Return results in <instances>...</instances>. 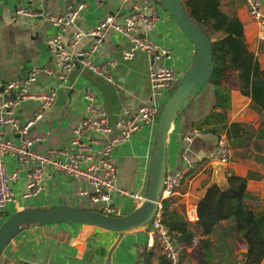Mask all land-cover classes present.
<instances>
[{
  "label": "crops",
  "instance_id": "1",
  "mask_svg": "<svg viewBox=\"0 0 264 264\" xmlns=\"http://www.w3.org/2000/svg\"><path fill=\"white\" fill-rule=\"evenodd\" d=\"M72 1H83L85 6L73 22L59 32L61 41L70 51L85 48L91 42L90 36L83 34L75 45H69L74 31L86 33L102 16L109 14L119 21L123 14V7L117 0H41L31 4L27 0H0V80H19L36 68L49 70V73L38 71L36 79L26 87L29 93L55 88L54 103L31 125L27 137L33 140L32 150L57 157L62 156L55 153V149L64 150L67 147L73 126L87 115L83 99L85 89L91 91L94 102L110 125L122 111H132L140 103L152 101L147 83L150 58L143 52H137L132 58L122 60L120 52L128 49L130 44L111 29L104 32L101 45L91 56V60L97 64L109 63L106 72L110 80L78 63L65 73L54 65L55 58L46 40L54 36L57 30L49 24L48 16L59 13L65 4ZM218 3L221 12L233 15L241 22L247 50L256 56L259 66L264 67V29L248 16L239 0H218ZM154 5L158 19L146 35L156 45L170 49L177 78H180L190 65L193 45L168 12L160 4L159 8L156 2ZM19 7H28L40 14L34 17L14 15V10ZM261 7L264 10V0H261ZM59 73L64 74L62 80L57 78ZM50 82H53V86H50ZM228 94L229 108L224 119L218 120L210 115L213 87L205 83L176 116L166 135L165 170L186 168L185 158L191 163L180 185L166 198L169 209L182 215L194 231L195 239L188 246H179V264H243L242 254L246 245L226 228L229 221L221 220L214 232L206 236L207 242H200L202 235L194 226L195 206L210 184L223 186L225 176L229 174L244 177L245 190L250 195L245 204L254 212L264 210V145L259 153L263 157L260 163L237 157L235 153L239 150L229 146L230 161L216 175L213 161L209 159L214 142L224 134L220 130L216 137L215 133L203 131L205 128L238 121L257 129L263 118V113L252 108L249 99L236 89H230ZM37 106L36 99L27 98L21 101L15 116L25 122L31 118ZM144 127L133 132L111 151L115 186L141 196L147 183L154 134L152 129ZM111 133H116L115 127L111 128ZM2 136L16 137L8 129L4 130ZM93 146L97 147V144ZM1 159L6 172H16L15 180L10 183L11 199L1 210V220L20 208L43 209L54 204L94 210L95 206L89 203L88 196L79 193L84 185L74 177L54 172L43 165L39 192L27 195L26 172L31 163L17 161L8 154L2 155ZM113 201L119 208L118 215L137 206L134 199L117 193L113 195ZM145 240L142 226L124 232L116 240L114 232L88 224H29L5 245L0 254V264L11 261L22 264H162L155 248H145ZM258 264H264V256Z\"/></svg>",
  "mask_w": 264,
  "mask_h": 264
},
{
  "label": "built area",
  "instance_id": "2",
  "mask_svg": "<svg viewBox=\"0 0 264 264\" xmlns=\"http://www.w3.org/2000/svg\"><path fill=\"white\" fill-rule=\"evenodd\" d=\"M41 0H27L28 4ZM123 7L122 17L115 21L109 14L102 16L93 24L86 33L74 31L69 38V45H75L83 34L91 38V42L85 48L70 51L61 41L59 32L73 22L79 12L84 8L83 1H72L64 5L62 11L48 16L49 24L57 30L54 36L47 38L46 43L51 55L54 56V65L63 73L70 70L75 63L86 67L102 75L106 80L110 76L106 72L108 62L97 64L91 60L102 43L104 32L111 29L124 38L130 47L122 52V58H132L137 52H143L150 58L148 81L152 97L150 102L140 103L132 111H122L114 123L116 133L112 134L106 124L103 112L94 102L90 90L83 91L85 101L84 108L87 115L79 120L72 128V134L68 145L64 150L55 149L62 157L49 155L47 153L31 149L32 141L27 137L28 129L39 120L46 108L51 106L55 100V88L39 90L36 93H29L26 87L36 79L38 71L49 73L47 68L32 69L22 79L0 80V215L1 210L11 199L10 183L16 178V172H6L3 167L2 155L8 154L13 159L31 163L30 169L26 172V194L34 195L41 188V166L47 165L54 172H60L66 176L79 180L84 188L79 191L87 195L89 203L95 209L106 215L119 213V208L114 204L113 195L117 193L135 200L139 205L143 196L134 192L115 186V168L111 159V151L117 144L126 141L133 132L143 126L153 130L156 126L158 106L164 98V94L171 84L176 80L170 67L164 65V59H170V49L160 47L153 43L146 33L157 21V12L154 0H117ZM244 6L248 16L264 29V10L261 7V0H239ZM129 2V4H128ZM14 15H27L34 17L40 13L28 7H19L14 10ZM162 58V64L157 61ZM59 73L57 78L63 79L64 74ZM172 90V88H171ZM13 94V97H9ZM27 98H34L38 106L32 113L29 120L21 122L15 113L21 101ZM9 130L16 137L3 138L4 130ZM97 144V147L93 146ZM52 152V151H51ZM210 161H216L226 167L230 161L229 145L224 135L217 137L214 150L209 157ZM186 168L171 172L164 171L160 200L171 196L181 181L184 179L190 161L185 158ZM0 216V223H1ZM146 240L145 248H155L164 264H179V246L168 233L161 222L160 202L151 216L150 220L143 226ZM195 238L193 237L191 241ZM8 264H22L20 261H11Z\"/></svg>",
  "mask_w": 264,
  "mask_h": 264
},
{
  "label": "trees",
  "instance_id": "3",
  "mask_svg": "<svg viewBox=\"0 0 264 264\" xmlns=\"http://www.w3.org/2000/svg\"><path fill=\"white\" fill-rule=\"evenodd\" d=\"M178 1L190 21L197 24L210 40L212 68L206 81L213 87L210 115L218 120L224 119L229 108L230 89H236L249 99L252 108L263 113L257 129L245 122L233 121L203 131L215 133L217 137L222 130L228 145L239 150L235 153L237 157L262 162L259 153L264 145V67H260L256 56L247 50L241 22L237 17L221 12L218 0ZM215 109L217 111H213ZM245 183L244 177L229 174L225 176L223 186L210 184L196 203L194 226L202 235L200 242L204 244L206 236L214 232L221 220L229 221L226 228L246 245L243 264H258L264 256V210L254 212L245 204L250 198ZM160 209L161 222L175 243L188 246L194 235L188 222L169 209L166 198L160 200Z\"/></svg>",
  "mask_w": 264,
  "mask_h": 264
},
{
  "label": "water",
  "instance_id": "4",
  "mask_svg": "<svg viewBox=\"0 0 264 264\" xmlns=\"http://www.w3.org/2000/svg\"><path fill=\"white\" fill-rule=\"evenodd\" d=\"M158 3L168 12L193 45V56L190 65L162 102L158 112L153 134V147L148 162L147 183L142 201L129 212L117 216L66 204H54L43 209L20 208L0 223V254L8 241L29 224H88L114 232L117 240L124 232L141 227L150 220L157 204L160 202V191L165 171L167 132L176 116L208 81L212 68L210 40L197 24L190 21L179 1L158 0ZM161 64L162 58L157 61V65ZM50 86H53V82H50ZM9 97L12 98L13 94H10ZM212 166L215 172L214 175L220 172L222 168V164L216 161H213ZM109 253L106 256V262Z\"/></svg>",
  "mask_w": 264,
  "mask_h": 264
},
{
  "label": "rangeland",
  "instance_id": "5",
  "mask_svg": "<svg viewBox=\"0 0 264 264\" xmlns=\"http://www.w3.org/2000/svg\"><path fill=\"white\" fill-rule=\"evenodd\" d=\"M155 2H156V5H157V8H159V3H158V0H154ZM122 52L123 51H121L120 52V58L123 60V58H122ZM145 55V54H144ZM175 60L173 59V58H170V59H164V61H163V63H164V65L165 66H167V67H170L172 70H173V72H174V74L176 75V65H175ZM148 72H149V67H148V69H147V83H148V85H149V81H148ZM179 78H177L176 77V80L171 84V86L167 89V91H166V93L164 94L166 97L170 94V92H171V88H173L174 87V85H175V83L177 82V80H178ZM165 97V98H166ZM165 98H164V100H165ZM164 100H162V102L164 101ZM162 102L160 103V106H158V112H159V110H160V108H161V105H162ZM130 112V111H129ZM115 121H116V119H115ZM115 123V122H114ZM114 123L112 124V125H110L108 122H106V124L109 126V128L111 129L112 127H114ZM144 128H146V127H144ZM153 132H155V128H153ZM215 143V142H214ZM213 150H214V146H213ZM169 170L171 171V172H175V170H173V169H170L169 168ZM94 210H96L95 208H94ZM4 219H2L1 221H3Z\"/></svg>",
  "mask_w": 264,
  "mask_h": 264
}]
</instances>
